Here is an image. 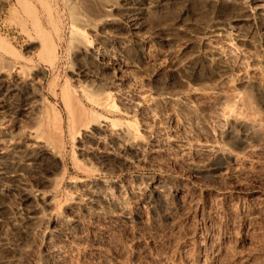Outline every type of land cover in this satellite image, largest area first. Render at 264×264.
Wrapping results in <instances>:
<instances>
[{
    "label": "rangeland",
    "instance_id": "obj_1",
    "mask_svg": "<svg viewBox=\"0 0 264 264\" xmlns=\"http://www.w3.org/2000/svg\"><path fill=\"white\" fill-rule=\"evenodd\" d=\"M0 61V264H264V0H0Z\"/></svg>",
    "mask_w": 264,
    "mask_h": 264
},
{
    "label": "bare ground",
    "instance_id": "obj_2",
    "mask_svg": "<svg viewBox=\"0 0 264 264\" xmlns=\"http://www.w3.org/2000/svg\"><path fill=\"white\" fill-rule=\"evenodd\" d=\"M79 31V30H78ZM82 31V30H81ZM83 34H84V31H83ZM76 36H78V37H80L79 35H76ZM85 36V35H84ZM79 40H80V42H82V44H84L86 41L83 39V41H81L82 39L81 38H79ZM78 40V41H79ZM85 41V42H84ZM84 42V43H83ZM87 44V43H86ZM85 44V45H86ZM49 45H51V44H49ZM80 46V45H79ZM88 46V45H87ZM52 47H54V46H52L51 45V47L49 48V47H47V46H45L44 48H47V49H49L48 51V53H47V49H46V53H47V55L48 54H50V52H51V50L53 49ZM43 50H45V49H43ZM55 50H56V48L54 47V53H55ZM84 50V49H83ZM52 53V52H51ZM54 53H53V55H52V57H50L51 59L53 58V56H54ZM50 56H51V54H50ZM2 60V59H1ZM54 60V59H53ZM53 60H51L52 61V63H53ZM1 62L2 61H0V64H1ZM5 64V63H4ZM2 65V64H1ZM0 65V66H1ZM2 67H5V66H2ZM6 67H7V65H6ZM5 67V68H6ZM10 67H12V66H10ZM23 68V67H22ZM4 69V68H3ZM7 69V68H6ZM11 69H13V68H11ZM5 70V69H4ZM9 71V70H8ZM22 71H24V70H22ZM6 73H7V71H5ZM11 72V71H10ZM26 72V71H25ZM25 72H24V74H25ZM2 73V72H1ZM4 73V72H3ZM21 74H22V72H21ZM1 75V74H0ZM7 75H4V80H5V77H6ZM2 77H3V74H2ZM22 77V76H21ZM20 77V78H21ZM28 79V78H27ZM2 80V79H1ZM19 81V80H18ZM2 83H3V81H1ZM5 82V81H4ZM17 82V81H16ZM24 82H25V80H24ZM27 82H29V81H27ZM18 83V82H17ZM16 83V84H17ZM22 84V83H21ZM25 84V83H24ZM30 84V83H29ZM28 84V85H29ZM3 85V84H2ZM27 85V86H28ZM5 86V85H4ZM4 86H3V88H4ZM6 86H8V85H6ZM25 86H26V84H25ZM24 85L22 86L23 88L25 87ZM29 87V86H28ZM31 87V86H30ZM10 88V86L9 87H7L6 89L8 90ZM22 88V89H23ZM16 89V88H15ZM24 89H26V88H24ZM18 90L20 91V89L18 88ZM18 90H17V92H18ZM27 90V89H26ZM6 91V90H5ZM5 91H4V93H5ZM16 91V90H15ZM30 91V90H29ZM31 91H32V89H31ZM8 92H9V90H8ZM2 93V92H1ZM6 93H7V91H6ZM5 93V94H6ZM12 93V92H11ZM26 93H27V91H26ZM29 93V92H28ZM27 93V94H28ZM3 94V93H2ZM30 94V93H29ZM23 95V94H22ZM5 96V95H4ZM30 96V95H29ZM6 97V96H5ZM25 97H26V95H25ZM62 97H63V100H64V103H65V106H66V110H68L69 112H70V105H71V97L69 96V94H67V93H63V95H62ZM4 98V97H3ZM2 101V100H1ZM4 102V101H3ZM106 102V101H105ZM5 103V102H4ZM1 104V103H0ZM5 106V105H4ZM3 109V108H2ZM71 113V112H70ZM80 121H82V123H83V121L84 120H79V122ZM94 123H96V124H99V125H101V126H112V127H116L118 124H117V122L115 121V120H113V119H110L109 117H103V116H100V115H97L95 118H93L92 120H89V121H86V123L85 124H83V126H86L87 125V127L88 126H91V125H94ZM100 126V127H101ZM85 128V127H84ZM82 129V128H81ZM77 131H78V128H77ZM232 131V130H231ZM230 131V133H232ZM229 133V134H230ZM58 134H60V133H58ZM237 135V134H236ZM61 136V135H60ZM223 155V154H222ZM218 157H220V155L218 156ZM222 157V156H221ZM223 158V157H222ZM223 160V159H222ZM221 161V160H220ZM226 162V161H225ZM221 163H223V162H221ZM216 167V166H215ZM218 167H220V166H218ZM222 167V166H221ZM214 167L212 166V169H213ZM214 169H216V168H214ZM219 169V168H218ZM209 170V169H208ZM219 170H221V169H219ZM215 171V170H214ZM216 172V171H215ZM218 172V171H217ZM220 172V171H219ZM212 173V172H211ZM211 173H209V174H211ZM215 174V173H214ZM217 174V173H216ZM158 189H159V191L161 190L163 193L164 192H166L167 191V185H166V183L165 182H162V181H160L159 183H158ZM160 191V192H161ZM156 194V193H155ZM163 199H164V194H162V193H160V194H157L156 196H155V200L157 201V202H161V201H163ZM154 202V201H153Z\"/></svg>",
    "mask_w": 264,
    "mask_h": 264
}]
</instances>
